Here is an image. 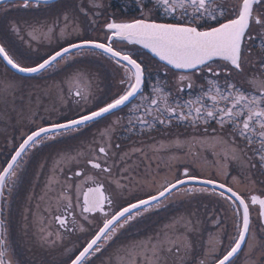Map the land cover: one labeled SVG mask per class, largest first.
Here are the masks:
<instances>
[{"label": "flooded vegetation", "instance_id": "1", "mask_svg": "<svg viewBox=\"0 0 264 264\" xmlns=\"http://www.w3.org/2000/svg\"><path fill=\"white\" fill-rule=\"evenodd\" d=\"M25 3L24 0H16L8 5L11 9L18 8L20 14L34 11L22 9ZM34 3L29 2L28 5L32 7ZM36 9L46 12V18L56 26L55 34L59 32V27L67 28L66 34L63 32V35L53 37L56 47L50 55L79 42H95L106 48L83 47L68 52L59 59L66 61L63 67L67 75L76 66L85 64L88 70L96 72L97 79L117 82L119 91L125 93L131 85L128 80L131 76L134 79L131 83L135 84L137 64L138 75L143 74L144 81L133 102L94 122L92 127L70 142L74 151L83 149L79 153L86 151L89 154L80 162L77 159L78 163L73 165L76 170L74 175H68L70 180H66L69 185L65 188L70 197L55 208L52 215L54 222H51L49 213L43 215V220L50 222L44 228L46 242L37 236L39 226L35 220L41 217L35 211L43 213L38 208L46 178H35L29 189L28 179H21L12 199L3 193V220L6 223L8 209L10 218L18 217L9 222L10 244L14 252L8 257L5 253L7 249L2 246L3 254L7 256H2L3 264H68L119 209L159 194L173 185L175 187L170 194L151 203L150 207L158 208L166 200L188 196L189 201L176 202L173 199L175 203L169 209L178 206L183 211L188 208L196 218L199 216L205 220L204 228L208 227L204 237L206 233L210 234L209 227L222 223L224 205L233 207L242 226L245 213L249 216V235L252 229H257L264 247V0H56L39 4ZM149 25L187 29L195 39L199 38L202 42L210 39L211 42H208L213 47L205 56L198 57L193 68H174L138 43ZM230 37V44L227 45L224 38ZM221 43L223 47L214 48ZM126 58L134 61L135 66H131ZM97 64L107 74L96 70ZM55 67L52 65L50 68ZM124 68L130 72L127 74ZM123 77L126 80L123 81ZM157 90L159 93L155 96ZM160 105L162 109L154 112L161 117L147 128V121L151 118L146 108L155 110ZM112 124L119 126L116 133L110 128ZM104 128L110 131L96 138L95 129L100 132ZM173 131H183L184 146L170 150L168 161L165 151L161 163L167 165L168 171H157L154 183L148 181L150 176H140L144 172L142 169L136 171L129 167L130 155L135 154L134 151L129 152L130 149L148 145L145 139H169L166 136L175 133ZM211 135L209 147L203 145L202 140ZM213 136L225 141L223 146H215ZM137 142L140 144L136 146ZM88 143V147H92L86 150L85 144ZM129 143L132 145L126 150ZM45 148H38L31 165L47 162L42 157ZM106 161L110 165H105ZM139 161L141 166H146L144 159ZM116 162H124L122 164L126 169L119 168L114 172ZM135 175L147 180L146 187H140L138 181L136 188L130 180ZM96 185L103 186L111 203L104 211L87 212L84 197ZM129 189L135 191L130 193ZM30 202L34 206L31 207ZM172 202L169 201L168 206ZM17 207L22 209L21 212L13 213ZM144 210L134 212L140 214ZM166 212L162 210L161 214L151 216L141 214L140 217L129 213L122 219L125 224L121 228L116 225L109 229L111 235L107 247L101 243L95 248L93 257L84 264L110 257L106 251L118 241L123 243L119 248L128 244L131 238L141 240L151 237L149 240L154 241L162 233L165 223L176 215L171 212L165 215ZM202 232L193 236L198 237ZM112 236L116 237L115 241H112ZM210 249L216 250L215 242H211ZM262 258L261 264H264V255ZM165 260L157 264H217L219 261L212 255L175 262Z\"/></svg>", "mask_w": 264, "mask_h": 264}, {"label": "rangeland", "instance_id": "2", "mask_svg": "<svg viewBox=\"0 0 264 264\" xmlns=\"http://www.w3.org/2000/svg\"><path fill=\"white\" fill-rule=\"evenodd\" d=\"M3 6V9L2 7L0 8V22L2 24L0 26V41L4 44L7 52L10 53L13 58L20 59V61L25 63L23 65L25 67L36 66L39 64L37 63L38 61L47 59V56H49L51 54L50 52H52V50L54 51L56 47L53 37L60 34L63 35V32L65 34L67 33V28L62 26L57 29V32H59L55 34L54 27L56 26L53 22H49V19L46 18L47 14L43 10L38 11L35 7L32 8L33 6L31 7V5H29L31 10L34 11H23L20 14L18 13L19 11H17L18 8L11 12V7L8 4ZM15 39L21 42L23 46L20 47ZM24 51L30 57H24L22 55L26 54ZM65 62V60H59L58 63L55 64V68L49 69L48 67L36 76L25 77L11 72L0 59V173H2L10 162L9 160L18 151V147L28 138L29 134L34 132L32 130L35 129L36 131L42 126L53 123L71 121V119L93 112V108L114 101V99L124 94V92L119 91V87L117 86L119 84H117V82L114 83V81L108 80L100 81V77L97 79L96 72L88 70V66L85 64H82L83 66H76L73 70L68 71L70 73L67 75L63 67ZM96 68H98L96 70H99L100 73L107 74V72L102 71L99 64L96 65ZM126 71L127 74L130 72L129 69H126ZM126 71H124V74H126ZM131 77L132 78L128 79L131 85L125 90L126 92L133 86L131 82L134 81V79L133 76ZM122 80H126V77H123ZM128 84L125 86V89ZM158 93L159 90H157L155 96H157ZM157 107L155 110L146 108L151 118V120L147 121V128L153 126L156 123L154 121L161 117V115L158 114L156 116L155 112L162 109V105ZM46 118L50 122H44L43 119ZM92 126L93 124H89L84 126L83 129L82 127H78L69 132L50 133V135L41 136L38 140L30 144L19 158L16 164L17 166L9 177V179H13V185L10 186L8 181L4 187L3 192L7 194L9 199H12L14 189H17L16 187L20 185L21 179H30L31 177L40 178L41 176L46 178V182L41 191L42 193L39 197L41 206L38 208V211L43 210V213L35 211L37 216H41L40 219L35 218V220L36 225L39 226L36 233L42 242H46V239H44V228L50 224L48 220H43L44 213H49L51 215V222L53 223L54 219L52 215L54 214L55 208L63 204V202H66L70 197L68 192L65 191V188L69 185V181L66 180L69 179L68 175H74L76 170L73 168V165L77 164L78 160L80 162V159L86 158V155L89 154V152L86 151L84 153H79L82 152L83 149L78 150V152L74 151L69 144L74 137H80L82 132ZM118 127L117 124H112L110 128L116 133ZM105 131L110 130L104 128L98 132V130L95 129V137H103ZM183 134V131H178L169 133V135L166 136L167 138L170 137L169 139H165L164 137H160L159 140H154L153 138L145 139L148 145L142 148L130 149L129 152L134 151L133 153L135 154L130 155L131 163L129 167L136 171L142 169L144 172L141 173L140 176H150V180L148 181L154 183L156 181L155 175L157 171H168L167 165L161 163L163 155L166 153L165 151H167L168 154L170 150L183 148ZM211 138L212 135L202 140L204 142L203 145L209 147L208 144ZM213 138L215 146H223L225 141L220 140L217 136H213ZM89 144L90 143L85 144L87 146L85 148L86 150L91 149L90 147H92V145L88 147ZM139 144L140 142H137L135 145L137 146ZM129 145L132 144H127L125 147L126 150H129ZM152 145L155 146L151 149ZM39 147H46L45 150L42 151V157L47 159V162L35 163V165L31 166V163H34L33 159L37 156ZM139 159H144L146 161V166H141ZM168 160L169 154L167 161ZM122 163H114V172L119 168L120 170L126 169ZM104 164L110 165V162L106 161ZM130 180L132 183L134 182L136 188L138 186V181L140 182V187H146L147 180L143 177H137L135 175L132 176ZM14 181H18L19 184L16 186V182L14 183ZM165 184L166 182L162 184V187H164ZM119 185L122 186V183ZM23 186L24 184L22 187ZM134 191L135 190L129 189L130 193ZM33 198L34 197H32V199ZM188 198V196H178L176 199L172 198L171 200H166L165 203L158 208L156 206L150 207L149 205L144 207L147 208L144 210V208L141 207L137 209L138 211L141 209L144 210L140 212V214L135 213L137 210H134L135 212L132 211L131 213H135V216L138 214L139 217L141 214L146 216L161 214L162 210L176 215L165 223L162 233L158 235L154 241L151 242L152 239L149 240L151 237L147 239L141 238V240H133L131 238L127 241L128 244L120 248L119 245L123 243L121 241L115 242L108 250L106 249L110 257L99 259V261H94L91 264H157L158 261L165 260L166 258L168 259H166L165 262H175V260L196 259L200 256L207 258L210 255L216 257L217 260L222 258L239 239V233L243 227L240 217L236 216L233 207L228 208L227 205H224L225 211L222 214V223H215V226L209 227L211 232L210 234L206 233L204 237L203 233L207 231L206 228L208 227L206 226L204 228L205 220L199 216L196 218V216L193 215V211L188 208L183 211L180 210L178 206L173 207V210L169 209V207H172V204L175 203L172 201H189ZM169 201L172 202L170 206H168ZM30 204L32 207L34 203L30 202ZM186 207H189V205H186ZM17 209L18 207L13 211L12 208L13 213H16ZM121 209H119V211ZM24 211L32 210L24 209ZM168 212H166L165 215H167ZM7 214L8 216H6L2 237L6 238V240L3 241V245L7 249L5 253L8 257H11L14 249L10 244L11 226L9 222L12 218L14 221V217L10 218V209H8L6 215ZM126 216L120 218L114 226L117 225V228H121V225L125 224L122 219ZM228 229H230V231ZM201 231L203 232L198 237L196 235L193 236L194 233ZM110 235L111 233L109 231L98 241L97 246L103 243L101 245L107 247ZM258 235L259 231L257 229H252L250 235L248 231L250 240L247 236L249 242L247 241L248 244H246L247 246L245 245L246 249L244 251L242 250L234 260L229 262V264H261L264 255V247H262V241L260 242L261 239ZM115 238L116 237L112 236V241H115ZM211 242H215V251L210 249ZM96 247L88 254L89 256L85 262H88V259L93 257L92 254L95 253ZM3 255L5 254H3L2 249L0 259L4 262L2 258ZM6 255L5 257H7ZM85 262L83 261L82 263L84 264Z\"/></svg>", "mask_w": 264, "mask_h": 264}, {"label": "water", "instance_id": "3", "mask_svg": "<svg viewBox=\"0 0 264 264\" xmlns=\"http://www.w3.org/2000/svg\"><path fill=\"white\" fill-rule=\"evenodd\" d=\"M23 1V0H17ZM26 4L29 2H35L36 5L44 4V3H51L55 2L56 0H24ZM12 2V0H0V5L3 3ZM231 37L224 38V41L227 45L230 43ZM139 44L143 47L145 46L149 52L154 56L157 57L163 63H167L174 68H182L188 69L193 68L197 65L198 57L205 56L206 52L213 47V45L209 42L210 39H205L202 42L201 39L193 38L190 34L189 30H180L173 27L164 26L161 27L160 25H149L147 29H145V33L140 38ZM209 41V42H208ZM222 41V39H221ZM83 47H93L96 49H106L101 44L95 42H79L78 44L68 46V48H63L57 51V53L52 54L51 56L47 57L44 61L37 64L36 66H23L20 63H17L13 60L10 54L7 52L5 46L0 42V58L3 64L13 72L22 76H36L40 72L46 70L49 66L58 62V59L62 58L68 52L77 50ZM223 47L221 43L219 46H214V48ZM239 49V46H238ZM227 54V53H224ZM220 55V54H218ZM126 61L130 63L131 66H135V62L131 61L126 58ZM135 69L137 70V76L135 84L124 93V95L119 96L118 98L114 99L110 103L103 105L93 112L84 114L81 117H77L71 119V121L61 122V123H53L50 125L42 126L38 130L29 134L28 138L18 147V151L13 155V157L9 160L10 162L4 168L2 173L0 174V202H1V192L5 185L6 180L9 176L13 173L17 162L21 155L27 150L26 148L32 144L34 141L38 140L41 136L50 135V133H61V132H69L72 129L78 127H84L93 122L104 118L107 115L114 113V111L118 109L124 108L126 105L132 102L138 93L141 91V87L143 85V74L139 77L138 75V65L136 64ZM174 185L159 194L154 196H150V198L142 199L138 202L132 203L129 206L121 209L119 213H117L114 217L109 219L107 223L103 226L102 229L99 230L98 235L95 236L78 255L75 260H73L69 264H82L88 258V254L98 245V241L103 238L106 232L118 222V220L130 212L140 209L141 207H146L151 205V203L158 202L161 198L165 197L166 195L170 194L171 191L174 189ZM92 191L94 192V196H92ZM85 201L87 203L86 209L88 211L94 212L97 209L103 210V207L107 204L106 194L103 190V186L99 185L96 186L87 193L85 196ZM0 215H1V205H0ZM245 220L243 223V228L239 233V239L237 242L230 248L229 252L224 255L218 264H229L234 258L239 254V252L243 249V246L246 243L247 235L249 231V216L245 213ZM0 226H1V216H0ZM1 227H0V243H1ZM1 251V248H0ZM0 264H2L0 259Z\"/></svg>", "mask_w": 264, "mask_h": 264}, {"label": "trees", "instance_id": "4", "mask_svg": "<svg viewBox=\"0 0 264 264\" xmlns=\"http://www.w3.org/2000/svg\"><path fill=\"white\" fill-rule=\"evenodd\" d=\"M12 2H13V1H12ZM12 2H10L9 4H11ZM2 6H3V5H2ZM2 6H1V7H2ZM1 7H0V8H1ZM14 10H15V9H11V12L14 11ZM1 25H2V24H1V22H0V26H1ZM0 38H1V37H0ZM15 40H16V39H15ZM16 41H17V40H16ZM17 42H18V44H19L20 47L23 46L21 42H19V41H17ZM23 49H24V48H23ZM24 50L27 51L26 49H24ZM25 51H24V53H26ZM27 52H28V51H27ZM22 55H23L24 57H26V58L30 57V56L27 55V53H26L25 55H24V54H22ZM17 61H18V60H17ZM18 62H19V61H18ZM2 63H3V62H2ZM21 63H22V62H21ZM22 64H23V63H22ZM7 68H8V67H7ZM8 69H9V68H8ZM43 121H44V122H50V121H48L47 118H46V119H43ZM34 165H35V164H34ZM31 166H33V165H31ZM29 170H30V169H29ZM34 179H35V178L31 177L30 179L27 180V181H28L27 189H29V188L31 187V185H32V181H34ZM21 210H22V209L19 208V209L17 210L16 213L21 212ZM14 219L17 220L18 217H14Z\"/></svg>", "mask_w": 264, "mask_h": 264}, {"label": "bare ground", "instance_id": "5", "mask_svg": "<svg viewBox=\"0 0 264 264\" xmlns=\"http://www.w3.org/2000/svg\"><path fill=\"white\" fill-rule=\"evenodd\" d=\"M41 73V72H40ZM118 110H121V109H118ZM118 110H116V111H118ZM115 112V111H114ZM113 114V113H112ZM111 115V114H110Z\"/></svg>", "mask_w": 264, "mask_h": 264}]
</instances>
